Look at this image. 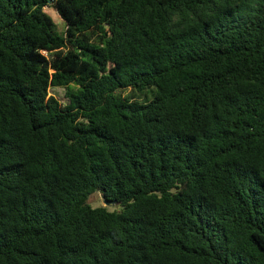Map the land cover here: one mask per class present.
Returning a JSON list of instances; mask_svg holds the SVG:
<instances>
[{
    "label": "trees",
    "instance_id": "trees-1",
    "mask_svg": "<svg viewBox=\"0 0 264 264\" xmlns=\"http://www.w3.org/2000/svg\"><path fill=\"white\" fill-rule=\"evenodd\" d=\"M0 264H264V0H0Z\"/></svg>",
    "mask_w": 264,
    "mask_h": 264
},
{
    "label": "rangeland",
    "instance_id": "rangeland-1",
    "mask_svg": "<svg viewBox=\"0 0 264 264\" xmlns=\"http://www.w3.org/2000/svg\"><path fill=\"white\" fill-rule=\"evenodd\" d=\"M55 19L56 22L58 23L59 29L63 28V25L61 23L60 20H58V18L56 17V15L50 10L48 11ZM125 93H128L129 90L124 91ZM49 96H53L56 99H58L59 101L63 100L64 97V91L62 89H50L49 90ZM88 203L91 207L95 208V207H99V206H104L106 207L108 210H114L117 209L118 206L115 205H109V206H105L104 205V199L101 193H95L93 194L89 200Z\"/></svg>",
    "mask_w": 264,
    "mask_h": 264
},
{
    "label": "water",
    "instance_id": "water-1",
    "mask_svg": "<svg viewBox=\"0 0 264 264\" xmlns=\"http://www.w3.org/2000/svg\"><path fill=\"white\" fill-rule=\"evenodd\" d=\"M104 205L105 206H109V205H115V206H118V202L116 201H108V200H104Z\"/></svg>",
    "mask_w": 264,
    "mask_h": 264
}]
</instances>
